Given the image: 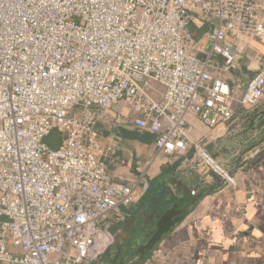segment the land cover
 I'll list each match as a JSON object with an SVG mask.
<instances>
[{"label":"built area","instance_id":"1","mask_svg":"<svg viewBox=\"0 0 264 264\" xmlns=\"http://www.w3.org/2000/svg\"><path fill=\"white\" fill-rule=\"evenodd\" d=\"M263 9L254 0H0V264H92L111 245L122 207L149 189L146 172L124 182L108 171L113 148L99 120L115 107L157 135L156 156L190 153L184 163L199 174L210 167L240 187L191 135V117L216 136L227 129L237 93L215 72L235 66L240 36L264 37ZM192 24L210 27L208 49ZM263 98L260 70L240 104ZM53 130L58 148L46 142Z\"/></svg>","mask_w":264,"mask_h":264},{"label":"crops","instance_id":"2","mask_svg":"<svg viewBox=\"0 0 264 264\" xmlns=\"http://www.w3.org/2000/svg\"><path fill=\"white\" fill-rule=\"evenodd\" d=\"M209 28H190L207 49ZM236 48L235 66L215 72L237 93L227 129L216 136L193 116L191 135L202 140L240 187L216 174H199L184 163L190 153L156 156L157 135L136 128L126 107L113 108L99 120L103 141L113 148L105 158L108 171L124 182L146 172L153 191L122 207L125 217L111 229L114 246L92 264H264V98L254 108L240 104L250 80L264 70V37L240 36ZM214 60L222 63L219 56ZM120 112L125 121L116 119ZM135 129L153 134L154 141L134 138Z\"/></svg>","mask_w":264,"mask_h":264},{"label":"trees","instance_id":"3","mask_svg":"<svg viewBox=\"0 0 264 264\" xmlns=\"http://www.w3.org/2000/svg\"><path fill=\"white\" fill-rule=\"evenodd\" d=\"M132 135L134 138L140 139L141 141H145L150 143L154 141L155 136L149 132L133 130ZM61 133L57 130H53L52 133L46 138V142L49 143L53 148H58L60 143ZM153 189H148L147 193H152ZM181 219V218H180Z\"/></svg>","mask_w":264,"mask_h":264},{"label":"bare ground","instance_id":"4","mask_svg":"<svg viewBox=\"0 0 264 264\" xmlns=\"http://www.w3.org/2000/svg\"><path fill=\"white\" fill-rule=\"evenodd\" d=\"M210 157H213L211 154H210ZM215 158V157H214ZM224 167V166H223ZM225 168V167H224ZM226 169V168H225ZM218 175L215 171H213L210 167H207L206 170H205V174L204 176L205 177H212L213 175Z\"/></svg>","mask_w":264,"mask_h":264},{"label":"water","instance_id":"5","mask_svg":"<svg viewBox=\"0 0 264 264\" xmlns=\"http://www.w3.org/2000/svg\"><path fill=\"white\" fill-rule=\"evenodd\" d=\"M192 194L196 193V190H192L191 191ZM109 251V247L104 251V253L102 254V258H104L107 255V252Z\"/></svg>","mask_w":264,"mask_h":264},{"label":"rangeland","instance_id":"6","mask_svg":"<svg viewBox=\"0 0 264 264\" xmlns=\"http://www.w3.org/2000/svg\"><path fill=\"white\" fill-rule=\"evenodd\" d=\"M155 85H156L157 87L161 88V86H160L159 84H155ZM222 163H224V162H222ZM112 246H114L113 241H112L110 247H112ZM100 256H101V255H99L96 259H98Z\"/></svg>","mask_w":264,"mask_h":264}]
</instances>
